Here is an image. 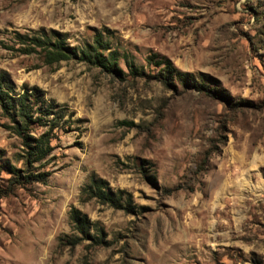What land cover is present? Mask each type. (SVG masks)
Segmentation results:
<instances>
[{"label": "rangeland", "instance_id": "obj_1", "mask_svg": "<svg viewBox=\"0 0 264 264\" xmlns=\"http://www.w3.org/2000/svg\"><path fill=\"white\" fill-rule=\"evenodd\" d=\"M35 30L77 47L102 34L143 73L20 53ZM5 92L64 115L27 164L0 103V264H264V0H0ZM92 177L127 209L86 196Z\"/></svg>", "mask_w": 264, "mask_h": 264}, {"label": "trees", "instance_id": "obj_2", "mask_svg": "<svg viewBox=\"0 0 264 264\" xmlns=\"http://www.w3.org/2000/svg\"><path fill=\"white\" fill-rule=\"evenodd\" d=\"M15 37L20 53H40L48 64L71 58L84 61L87 64L100 68L106 73L120 75L124 74V72L121 68H118L117 61L123 57L124 64L130 74L140 75L143 73L142 70H138L139 68L125 53L121 54L116 49L108 50L110 49L109 42L104 40L102 34H96L91 43H85L80 47L69 46L66 44L64 38L54 30L50 33L45 30H35L31 31V33H17ZM146 61L148 64L159 67L163 75L173 76L175 74L177 77L189 75L187 72L181 73L177 71L168 58L154 53L150 54ZM27 93L24 92L16 99H13L5 92L0 96V103L5 113L13 122L12 130L22 139L26 163L32 164L50 153L52 149L50 135L52 130L57 126L59 119L63 117L64 110L59 105L46 102L43 99L38 104L36 102L35 106H33L27 99ZM35 112L38 114L34 116ZM32 123L46 125V130L38 138H33L28 132V128ZM30 176L37 179L39 174H30ZM82 192L88 197L99 199L102 203H108L113 208L127 209L126 202L129 199L125 198V204H122V194H124V191L118 190L115 192L110 190L102 178L92 177L89 183L83 187ZM127 204L129 205L128 202ZM69 217L72 229L83 236L87 235L89 226L91 225L87 216L81 213L79 209L73 207Z\"/></svg>", "mask_w": 264, "mask_h": 264}]
</instances>
